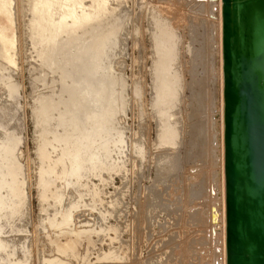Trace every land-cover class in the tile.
<instances>
[{"label": "rangeland", "instance_id": "374dc122", "mask_svg": "<svg viewBox=\"0 0 264 264\" xmlns=\"http://www.w3.org/2000/svg\"><path fill=\"white\" fill-rule=\"evenodd\" d=\"M101 1L77 0V3L80 5V17L84 16L82 13L93 12L94 19L91 23L93 27H99V32L105 33L110 27H119V29L115 27L116 35L107 40L106 64L111 67L113 77L118 78L122 85L124 83L123 91H127L123 92L122 109L124 110L121 109L117 117L107 124L106 132L117 140L122 139L123 152H126L124 161L127 163L123 168V174L112 171L115 170L114 168L102 170L103 172L100 170L101 174L90 171L89 178L86 179L87 192L84 195L80 192L82 185L78 183L71 190L74 199L72 204H65L61 212L47 209L41 214L38 209V196L44 180L42 172L45 169L50 170L43 156L50 155L51 146L55 143V138L60 135H49L54 130L50 127H45L44 133L47 134L35 135L34 115L37 110H34L40 109L41 101L59 89L60 82L55 71L48 69L44 61L39 58L40 51L43 52V44L31 33L30 22L33 21L34 15L30 10L29 0H14L17 43L15 60L18 63L17 67L7 66L9 69L0 70V124L2 125L0 137L5 138L8 135L14 140L17 139L14 145L16 147L14 153L17 154L14 155L21 166L19 169L21 168L22 172L24 170L25 179L22 176L20 178L25 180L27 186L23 188L27 202L26 205L23 203L24 207H20L9 227L6 220L0 221V230L6 233L3 237L9 240V249H14L15 252V256L11 259H15L20 264H48V261L53 260L55 263L51 264H222L219 258L221 246L218 245L222 232L220 225L222 131L221 124H218L221 123L219 119L222 115L221 77L218 74L221 57H219V39L216 35L219 28L216 13L218 8L212 11L213 7H218V2L217 0H108V3L107 0ZM81 9L84 11L81 12ZM163 19L173 24L179 39L177 46V56L178 54L179 56L178 58L176 56L177 60L172 63L179 72L182 84L178 91L180 98L174 111L177 115L170 118L171 122L177 121L179 130L174 146H168L166 143L158 144L163 129L162 121L157 114L159 108L155 104L153 87L157 84L154 65L158 58L152 45L158 41L156 32L158 33V26ZM73 25L71 23L69 29L78 30L80 32L78 36L85 33L83 40L87 45L93 33L89 32L88 24ZM214 28H216L215 32ZM63 37L64 35H61L58 40ZM174 63H178V68ZM9 83L13 85L11 93L7 88ZM32 105L36 106L35 109ZM4 107L7 108L6 111H3ZM122 112L124 114H121ZM78 125H80L77 127L79 129L74 128L73 125L63 128L60 131L63 138L61 141L63 142L64 139L67 141L68 136L70 141L77 138L84 129L89 132L90 123L84 121ZM214 126L217 129H214ZM46 136H50L48 141L44 139ZM58 168L61 167L57 166L56 170ZM60 174L55 176L52 186L47 190L50 189L53 193L62 188ZM191 190L198 194L197 198L191 197L194 195V192L191 194ZM213 201H218V204ZM5 213L9 219L10 216ZM195 216L201 217L204 222L198 223L193 218ZM213 216L215 218H212ZM64 220L67 222L65 226ZM17 228H21L22 231L19 232ZM73 229L88 231L82 233L81 239L77 240V254L74 255V252L59 254L51 241L58 237L64 242L65 235ZM14 230L18 232L14 233L16 241L13 234H10ZM1 254L0 264L7 262L5 255Z\"/></svg>", "mask_w": 264, "mask_h": 264}, {"label": "bare ground", "instance_id": "6f19581e", "mask_svg": "<svg viewBox=\"0 0 264 264\" xmlns=\"http://www.w3.org/2000/svg\"><path fill=\"white\" fill-rule=\"evenodd\" d=\"M101 2H99V3H101ZM217 2H218V7H213L212 11L215 8H218V10L216 9L218 12L215 10L216 13L218 14L217 19L219 20V28L217 29L218 34H216V35H218L217 39H219V42H218L219 55H220L219 57H221L220 58L221 59L220 68H219L218 74L221 77V91H220L221 93L220 94L222 95V99H221L222 104L220 105L221 106L220 111L222 112L221 113L222 115H221V119H219V120H221V123H218V124H221V131H222L221 137H220L221 138L222 160L219 159L221 161V168H222L221 169L222 175H220L222 177V180H221L222 181V184H221V187H222V193H221L222 194V198H221L222 210H221V222H220L221 223L220 225H222V232L220 234L221 235L220 240H218L220 244L218 243V245L221 246L220 247L221 248L220 249L221 255H219L220 256L219 258L221 259L222 264H229V261H228V243H227V240H228V224H227L228 205H227L226 168H225V160H226L225 113L226 112H225V94H224L225 75H224V56H223V42H224L223 23H224V19H223V1L217 0ZM13 3H14V0H0V70L1 71H5L7 66H9V68H10V66L17 67V63H18L15 60V56H17V54L15 53L16 48H17V43H16V25H15V18H14ZM29 3H30L29 7L31 6L30 10H31L32 14L34 15L33 21L30 22L31 33H32L33 37L35 36L38 39V41L41 44H43V52L40 51L41 54L39 53V58L41 59V61H44V63L47 65L46 67L48 69L55 71L54 73L56 74L57 78L59 79L58 81L60 82V85L58 87L59 89L57 91H55V93L51 94V96L45 97L41 101L42 106L40 109H35L36 106L34 107L32 105V107H34V109H35L34 111L37 110L36 114L34 115L35 125H36V127H35L36 129H34L35 130L34 134L35 135L47 134V133H44V131L46 130L45 127H50V128H54V130L52 129L53 132L50 133L49 135H51V136L52 135H54V136L60 135L61 136V137L59 136V137L55 138V140H54L55 143L52 144V146H51V153H49L50 155H45L44 152H43L44 156L42 155L43 157H45V163H47L50 166V168L48 167L50 170L45 169L42 172L44 175V177H43L44 180H43V184H42V189L40 190V193L38 196V202H39V204H38L39 208L38 209H39L40 213L42 214L47 209L59 212L65 204H70V203L72 204L74 199H73V193L71 190L78 183L80 185H82L80 187V188H82L80 192L84 195V193L87 192V183H88L87 180L89 178L88 175H89L90 171L92 173L101 174L104 170H109V169L114 168L115 170H112V171L118 172L119 174L120 173L123 174V168L125 167V164L127 163V162L125 163V161H124V153H126V152H123V148H122L123 141H122V139H119V140L115 139L112 136V134H107L106 131H107V124L110 123V121L113 118H116L117 115L119 114V112L121 111L122 102H123L122 99H124V96H123L124 93L123 92H126L127 90L123 91V88L125 87V86L123 87L124 83L122 85L118 78L113 77L114 75L111 74V67H109V65L106 64V61H107L106 59L108 58L107 57L108 52L106 49V43H107V40L111 36H113L114 34L116 35V30H115L116 26L110 27L105 33L99 32L98 31L99 27H93V25L91 23L94 19L93 12L82 13V14H84V16L82 15V17H80V15H81V13L79 12L80 5L77 3V0H29ZM96 3H97V1H96ZM104 3H101V4L104 5ZM107 3H108V0H107ZM105 7H104V9H105ZM82 11H84V10L81 9V12ZM112 11H111V14L113 16ZM162 14H163V12H162ZM106 16H108V15H106ZM165 19H166V17H165ZM83 21L84 22L86 21L87 23L86 22L83 23ZM157 21H159V20L157 19ZM167 21H164V19H163V22L158 26V30H157L158 33L156 32L158 41L156 42L155 45H152V46H154V49L153 48L152 49L155 50V54L158 58V59L156 58L157 61L155 62V65H154L155 66L154 73L157 74L156 78H155V80L157 81V84L155 86L153 85V87L155 90V104L159 108V109H157V110H159L157 112V114L159 115V120L162 121V129H163L162 131L159 130V131H161V134H160V142L158 144L164 145V143H166L168 146L169 145L174 146V145H176V137H177L179 130L177 129V121L171 122L170 118L176 117V115H177V114H175L174 111L176 110V106H177L178 100L180 98L178 95V91L181 88L182 84L180 82L179 72L177 71L176 67H173V64H172L173 62H175L177 60V58L179 56V54L177 56V46L179 45V41H178L179 39L176 35L175 27L173 26V24L170 21H168V22ZM71 23L74 24L75 26H77V25L82 26L83 24H85V26H86V24H88L87 25L88 29L90 28L89 32L92 31L93 33L89 39L90 42L87 45H86V41L83 40L85 33H81L80 36H78V34L80 33L78 30L69 29ZM216 25H217V23H216ZM117 27H116V29H117ZM118 29H119V27H118ZM215 29L216 28H214V32H215ZM121 33H123L122 30H121ZM61 35H64V37L59 41L58 39ZM118 37H119V35H118ZM213 37H215V36H213ZM154 38H155V36H154ZM115 42H116V40H115ZM178 49H179V47H178ZM215 49H217V48H215ZM217 51H218V49H217ZM179 52L180 51H178V53ZM34 53H36V52H34ZM155 54H153V55H155ZM216 55H217V53H216ZM176 56H177V58H176ZM153 58H155V57H153ZM174 64H176V63H174ZM177 65H178V63L174 66H177ZM35 67H37V66H35ZM9 68H7V69H9ZM177 68H178V66H177ZM12 70H13V68H12ZM212 75H214V73ZM49 76L50 75H48V77ZM116 76H118V75H116ZM4 77H6V76H4ZM32 77H34V75ZM38 78L40 79V76ZM41 78L43 79V77H41ZM7 79H10V78H7ZM1 80L3 81L4 79H1ZM8 81H10V80H8ZM121 81H122V79H121ZM33 83H36V82H33ZM4 84H5V82H4ZM48 84H50V83H48ZM54 86H55V84H54ZM4 88H6V87H4ZM4 88H3V90H4ZM7 88L10 90L8 92L11 93L13 90V85H11L9 83ZM56 88H57V86H56ZM8 89H6V90H8ZM15 89H16V87H15ZM52 89H55V88H52ZM52 91H54V90H52ZM14 93H15V91H14ZM4 94H6V92ZM3 98H5V97H3ZM41 98H43V97H41ZM4 101L6 102V100H4ZM4 101H2V102L4 103ZM13 101H15L14 98H13ZM10 105H13V104H10ZM7 106L8 105L6 104L5 107H7ZM5 107H4L3 111H6L7 108H5ZM122 110H124V109H122ZM9 111H10V109H9ZM57 111H59V112L56 113ZM121 114H124V113L122 112ZM82 116H84L85 118L82 119L81 118ZM84 121L87 124L90 123L89 132H87V129L86 130L84 129V130L80 131V134H79V136H77V138L70 141V137L68 136L67 141H65L66 139H64L63 142L61 141L62 135L60 134V131L63 130V128H67L68 125L69 126L73 125L74 128H77L78 126L80 127V125H78V124L83 123ZM178 124H180V123H178ZM209 124H210V122H209ZM1 126L2 125L0 124V128H1ZM157 127H158V125H157ZM50 128H47V129L50 130ZM77 129H79V128H77ZM214 129H217V128L215 127ZM157 130H158V128H157ZM218 130H220V129H218ZM67 131L69 132V130H67ZM71 135H73V134H71ZM179 136L181 138L180 134H179ZM42 137L43 136H41V138ZM48 137H50V136H48ZM48 137L46 136L44 139H47V141H48L49 140ZM53 139H54V137H53ZM215 139H216V137H215ZM16 141H17V139L14 140L11 137H8V135L5 138L0 137V221L5 222V220H6L8 222V227L10 226L9 223H11V220L13 219V217H15L18 214L20 207L23 206V203H25V205H26V202H27L26 195H24L25 192H23V190H24L23 188L27 187V186L25 185L26 184L25 180L20 178L21 176L24 178V176H25L24 170L22 172V169L21 168L19 169V167H21V166H19L20 164L18 163L16 156L14 155L16 153V152L14 153V151L16 149V147L14 145H16L15 144ZM42 142H46V141H41V143ZM177 146H178V144H177ZM218 148H220V147H218ZM129 149H130V147H129ZM36 150H38V149H36ZM133 161H135V160L133 159ZM163 161H161V162H163ZM164 162H166V160ZM57 166H60L61 168L60 169L58 168L56 170ZM38 169H40V168H38ZM100 170L101 171L103 170V171L101 172ZM58 173L59 174L61 173L59 177H60V181L63 183V185H62V188H60V190H56V192L52 193L51 190L50 189L47 190V188L52 186L54 178H55V176H57ZM219 173H220V170L218 171V174ZM113 175H114V173H113ZM101 177H102V175H101ZM91 178H92V176H91ZM163 180H165V179H163ZM213 182H214V180H213ZM209 185L211 186L210 182H209ZM214 185H216V184H214ZM157 187H156V189H157ZM39 188H41V187H39ZM78 190H79V187H78ZM197 191H200V190H197ZM212 191H214V190H212ZM190 192L192 194L194 191L191 190ZM195 193L196 192H194L193 194L195 195ZM217 193H219V192H217ZM88 194H90V193H88ZM191 194H189V195L191 196ZM216 194L214 196H216ZM194 195H192L191 197L197 198L198 194L196 193V195L195 196ZM208 195H209V192H208ZM209 200H211V199L209 198ZM216 202L218 204V201H216ZM216 202H214V203H216ZM143 203L144 202H142V204ZM219 203H220V201H219ZM147 205H148V203H147ZM213 206H214V204H213ZM210 207H212V206H210ZM212 208H214V207H212ZM215 209H216V206H215ZM215 209H214V211L218 210V209H216V210ZM5 212H7L8 215L10 216L9 219L6 217L7 214ZM210 213H211V211H210ZM212 213H214V212H212ZM215 214H216V212H215ZM215 214H212V215L215 216ZM214 216L212 218H215L218 215L215 217ZM193 218H195L198 223L204 222L203 219L199 216H195ZM212 218H211V220H212ZM54 219H55V216H54ZM54 219L52 218V220H54ZM217 221H218V219H217ZM66 223L67 222L65 221L64 226L66 225ZM209 223H211V222H209ZM53 226H55V225H53ZM59 227H61V226H59ZM62 227H63V225H62ZM212 228H213V226H212ZM17 230L19 232L22 231L21 228H17ZM80 230H75V229L70 230L69 234L65 235L66 239L64 242H61V240H59L58 237H56L53 241H51L53 246L56 248V252H59V254L65 253V255H66V252L67 253H69V252L73 253L74 252L73 254L76 255L77 254L76 253L77 240L81 239L82 233L87 231L86 230V231L82 232V229H80ZM211 230L213 231V229H211ZM100 231H101V229H100ZM16 232H17L16 230L10 232V234H13V238L15 239V241L17 240L16 237H14V235H15L14 233H16ZM215 232H217V231H215ZM4 233L5 232H2V230H0V253H2L1 255H5V257L7 259V262L2 263V264H20L15 259L14 260L11 259L12 256H15V252L13 251L14 249L13 250L9 249V245H8L9 240L7 238L5 239V237H3ZM211 235H213V234H211ZM58 258H57V260H58ZM60 258H61V256H60ZM0 260H1V258H0ZM57 260H55V261H57ZM52 262H54V260L51 262L48 261L47 263L51 264ZM169 264H171V263H169Z\"/></svg>", "mask_w": 264, "mask_h": 264}, {"label": "water", "instance_id": "95a60500", "mask_svg": "<svg viewBox=\"0 0 264 264\" xmlns=\"http://www.w3.org/2000/svg\"><path fill=\"white\" fill-rule=\"evenodd\" d=\"M223 1L229 264H264V0Z\"/></svg>", "mask_w": 264, "mask_h": 264}]
</instances>
